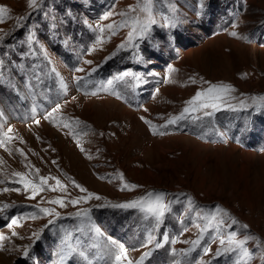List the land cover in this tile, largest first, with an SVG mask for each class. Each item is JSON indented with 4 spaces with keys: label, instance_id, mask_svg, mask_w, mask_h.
I'll return each instance as SVG.
<instances>
[{
    "label": "rangeland",
    "instance_id": "1",
    "mask_svg": "<svg viewBox=\"0 0 264 264\" xmlns=\"http://www.w3.org/2000/svg\"><path fill=\"white\" fill-rule=\"evenodd\" d=\"M143 3L0 0V138L8 128L14 137L0 147V207L10 205L0 212V264H115L121 244L123 264L149 252L143 264H237L239 252L216 255L231 231L257 238L245 244L248 264H264V0H152L155 23ZM221 82L235 89L228 102L238 111L225 104L163 127L197 91ZM15 172L66 187L51 191L49 180L30 199ZM75 184L101 199H81L87 192ZM149 192L165 193L171 206L159 225L137 208L111 206ZM217 205L239 223L217 230L196 217Z\"/></svg>",
    "mask_w": 264,
    "mask_h": 264
},
{
    "label": "snow or ice",
    "instance_id": "2",
    "mask_svg": "<svg viewBox=\"0 0 264 264\" xmlns=\"http://www.w3.org/2000/svg\"><path fill=\"white\" fill-rule=\"evenodd\" d=\"M30 7H36L39 3V0H28ZM201 5L203 6V0H201ZM130 11H136V8H133L132 6H129ZM7 9L4 6H0V22H3L5 19V13ZM140 11L146 12L149 14V23H155L154 19H152L151 13H152V0H144L143 6L140 7ZM122 16H127L128 13H121ZM21 20L23 17L20 18ZM139 22L138 18H134L133 20V29L128 34V41L131 42L132 38L136 32V25ZM126 23V22H125ZM120 26H124L123 24ZM109 29H112L113 25L107 26ZM101 32L104 31L103 28L100 29ZM147 32V25H144L140 27L139 29V35L144 36ZM232 35H236V33H232ZM121 48L124 47L123 44L120 45ZM88 63H91V61H88ZM173 69H170L172 71ZM78 71H83V69H78ZM92 71H96V69H92ZM130 73H122L120 74L116 79H124V77L129 76ZM80 79V78H78ZM109 84L112 83V81L108 82ZM61 86L66 89L67 85L61 81ZM235 91L232 85L230 84H224L223 82L218 84H210V86L207 89H204L202 91H197L196 94L191 97L188 101L185 102V107L182 109V111L175 116H171L165 125L163 127H167L168 125L176 124L181 120L188 119L191 117L193 120H199L202 117L196 115L197 113L202 112L204 117H211L216 111H220L221 108L227 104V107L231 109L232 111H238L239 108L236 106L230 104L228 102L229 94ZM254 100L257 99L256 97L253 98ZM260 101H264V96H261L258 98ZM241 107H247L244 103V101L240 102ZM59 105H57L55 108H53L49 113V118H54L53 114L58 112ZM2 115V114H0ZM142 120H145V123H148L151 125V121H148L144 117H141ZM36 123H39V121H36ZM79 123V121H77ZM68 125L65 124V127ZM12 129L8 128L6 132L3 133V138H0V147H6L8 142H11L14 137L10 135L12 133ZM155 134V129H153ZM163 134V133H160ZM83 150V149H82ZM21 154H23V151L21 150ZM55 163V162H53ZM36 172L39 173V169H36ZM14 177H17L18 180H16V183H20L23 185L25 191H30L31 196L30 199H35V197L43 190H45V186L48 184L49 180H55L56 187H51V191H57L58 189L64 190L65 185H63L59 179H56L51 176H39L38 181L29 179L25 173L21 172H15L12 173ZM120 179L123 180V174L120 175ZM0 183H3V181H0ZM75 183V182H73ZM77 188L80 189L81 192H87V189H84L82 186L75 184ZM123 187L125 189H135L136 187H139V185L135 184H129L124 183ZM9 189H4V191H8ZM15 191H19V189H14ZM165 193H153L149 192L146 196L140 197L138 200H133L129 202L124 203H118V204H112V207L116 208H122V209H128V208H137L141 212L146 213L147 215L154 217L157 221V224L159 225L163 221V217L166 215L167 212L171 211V206L169 202H166L165 199ZM95 198L97 200L101 199L98 195L87 192V196L82 197L81 199H84L87 201L88 199ZM49 203L59 205L60 207L65 206V201L63 199H54L52 201H49ZM72 204L79 203V200H72ZM187 203L190 209L195 208V202L192 197H187ZM10 207V205H3L0 207V212H3L5 209ZM40 212L44 213L45 215L51 216L55 213V209L53 208H40ZM85 215H87V210H85ZM55 215L59 216V213H55ZM79 215V214H78ZM196 217L198 219H203L207 221L208 226L215 225L217 230L220 229L221 225H224L226 227H231L232 225H236L239 222L231 216V214L228 212L227 209L222 208L221 206L217 205L214 210L209 211L208 213L204 214L203 209H200L196 212ZM225 218H228L231 223L226 224ZM18 221L17 219H12L11 224L9 227H12L13 225H17ZM49 223H52L50 220ZM242 228L247 229L249 226L247 224L241 225ZM13 235H16V233H13ZM38 238V237H37ZM6 237L2 234H0V241L5 240ZM165 240L168 239L167 236L164 237ZM257 238L252 236H244L243 239H237V232L231 231L227 238H221L220 239V245L221 249L217 250L216 255H222V254H228V253H240L241 260L237 262V264H248V262L253 258V253L249 250L248 247H245V244L248 240H255ZM149 242H151V237L149 238ZM115 244V242L113 241ZM193 245V248L195 246H198L200 244V240L197 239L195 241L191 242ZM161 245L159 243L156 244V247H160ZM191 250V249H190ZM189 250V251H190ZM210 251V249H205V254H207ZM28 252L27 249L24 252V255L27 256ZM151 253H144L139 261L136 262V264H143L144 259L149 256ZM175 254V253H173ZM81 256L84 255L83 252L80 253ZM185 255H187V252H185ZM127 259V249L124 248V246L118 245L114 254V260L115 264H123V261ZM128 264H133L132 261H128Z\"/></svg>",
    "mask_w": 264,
    "mask_h": 264
}]
</instances>
